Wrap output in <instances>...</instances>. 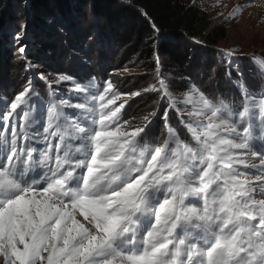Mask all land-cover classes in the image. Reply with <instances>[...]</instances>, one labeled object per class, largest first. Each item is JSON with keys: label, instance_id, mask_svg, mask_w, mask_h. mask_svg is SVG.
Here are the masks:
<instances>
[{"label": "snow or ice", "instance_id": "6c2138e0", "mask_svg": "<svg viewBox=\"0 0 264 264\" xmlns=\"http://www.w3.org/2000/svg\"><path fill=\"white\" fill-rule=\"evenodd\" d=\"M253 59L260 83L242 80L230 104L192 83L174 95L157 68L143 91L160 100L140 125L116 101L141 93L110 80L41 75L76 102L52 92L44 105L31 80L3 101L0 264H264V58Z\"/></svg>", "mask_w": 264, "mask_h": 264}, {"label": "trees", "instance_id": "16d2710c", "mask_svg": "<svg viewBox=\"0 0 264 264\" xmlns=\"http://www.w3.org/2000/svg\"><path fill=\"white\" fill-rule=\"evenodd\" d=\"M15 10L24 14L18 17ZM22 17L32 28L27 55L40 54L58 67L65 57H71L72 64L91 63L93 54L84 50L94 44L89 38L96 32L98 45L124 47L139 64L171 75L180 90L196 83L201 59L227 35L225 25L214 24L200 7L182 0H0V27ZM14 60L10 54L0 59V78L4 63L5 74L14 72ZM22 79L28 82L27 76ZM156 99L146 96L142 107H152ZM174 119L172 125L183 133Z\"/></svg>", "mask_w": 264, "mask_h": 264}, {"label": "rangeland", "instance_id": "374dc122", "mask_svg": "<svg viewBox=\"0 0 264 264\" xmlns=\"http://www.w3.org/2000/svg\"><path fill=\"white\" fill-rule=\"evenodd\" d=\"M182 1L186 4L197 5L214 24H223L227 29L226 37L208 53V57L201 59L203 66L198 70L194 85L204 91L206 95L223 98L225 103L230 104L234 99H241L242 93L237 87L238 83L242 80L247 81L248 85L252 87L261 81L253 57L264 58V0ZM237 5H241V10L236 12L235 18L226 19ZM13 13L18 17L24 14H20L17 10ZM19 31H23L22 37H19ZM31 31L30 22L26 21L25 17L16 20L12 26L4 24L0 27V59L3 61L6 54H10V59L11 57L15 59L11 62L13 63V73L5 74L6 65L5 63L3 65L2 77L0 78V110L4 107L3 101L14 99L15 94L23 90L28 83H23V75L24 77L27 76L28 81L33 82L34 95L38 94L44 105L48 103L52 92H55L57 97L65 99L72 97L73 102H76V94L67 91L71 85L54 84L50 88L45 80L41 79V75H43L49 80L55 81L60 74L73 75L82 83L91 78L96 85L110 80L121 93L125 94L140 92L141 95L139 96L129 98L124 95L116 101V106H119L120 103L127 100L121 112L123 119L132 125L143 124L144 121L141 118L157 109L160 100L159 95L143 91L150 84L157 82L156 72L144 64H139L136 57L131 58L132 56L127 53L124 47L117 46L116 49H113V46L106 43H102L101 47L96 41L97 34L94 32L89 38L90 42L95 39L94 44L90 46L88 43V50H84V52L93 54L91 63L79 61V63L72 64L71 57H65L58 67L54 62L40 54H36V56L27 55V51L32 45L31 38L27 34ZM3 35L5 38L2 39ZM196 41L201 40L197 38ZM25 46H27L25 52L20 53V47L25 48ZM227 49H233L235 55L232 57L225 56L224 50ZM160 73L168 82L170 91L174 95L180 96L186 93L187 88H183V90L176 88L175 80L170 78L171 75L166 74L165 71H160ZM36 84H38L37 88ZM146 96H157L152 107H142ZM33 103L36 104L37 101L34 100ZM186 111H191V108ZM170 115L172 121L176 114L171 113ZM174 120L177 121V119ZM16 122H18V118ZM163 130L166 131L161 118L152 125V133L156 140H163L165 135L162 134ZM182 131L183 138L184 129ZM252 162L258 163V161Z\"/></svg>", "mask_w": 264, "mask_h": 264}]
</instances>
